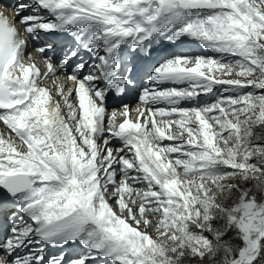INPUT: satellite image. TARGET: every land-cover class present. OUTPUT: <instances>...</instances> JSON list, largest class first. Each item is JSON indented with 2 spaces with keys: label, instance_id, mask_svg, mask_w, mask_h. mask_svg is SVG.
Returning <instances> with one entry per match:
<instances>
[{
  "label": "snow or ice",
  "instance_id": "snow-or-ice-1",
  "mask_svg": "<svg viewBox=\"0 0 264 264\" xmlns=\"http://www.w3.org/2000/svg\"><path fill=\"white\" fill-rule=\"evenodd\" d=\"M0 9V264H264V0Z\"/></svg>",
  "mask_w": 264,
  "mask_h": 264
},
{
  "label": "bare ground",
  "instance_id": "bare-ground-1",
  "mask_svg": "<svg viewBox=\"0 0 264 264\" xmlns=\"http://www.w3.org/2000/svg\"><path fill=\"white\" fill-rule=\"evenodd\" d=\"M10 3H12V2H7V4H10ZM2 10H4V11L6 12L7 9H2ZM10 15H12L11 11H10ZM53 39H54V38H53ZM37 44H39V42H37ZM31 53H32V55L36 58V60H37L38 62L41 60V59L37 58V57L34 55L33 52H31ZM49 83L51 84V81H50Z\"/></svg>",
  "mask_w": 264,
  "mask_h": 264
},
{
  "label": "rangeland",
  "instance_id": "rangeland-1",
  "mask_svg": "<svg viewBox=\"0 0 264 264\" xmlns=\"http://www.w3.org/2000/svg\"><path fill=\"white\" fill-rule=\"evenodd\" d=\"M149 231H151V230H149Z\"/></svg>",
  "mask_w": 264,
  "mask_h": 264
}]
</instances>
